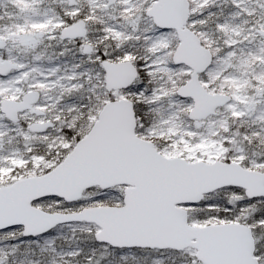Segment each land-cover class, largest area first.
Listing matches in <instances>:
<instances>
[{"label": "snow or ice", "instance_id": "snow-or-ice-1", "mask_svg": "<svg viewBox=\"0 0 264 264\" xmlns=\"http://www.w3.org/2000/svg\"><path fill=\"white\" fill-rule=\"evenodd\" d=\"M0 264H264V0H0Z\"/></svg>", "mask_w": 264, "mask_h": 264}, {"label": "rangeland", "instance_id": "rangeland-1", "mask_svg": "<svg viewBox=\"0 0 264 264\" xmlns=\"http://www.w3.org/2000/svg\"><path fill=\"white\" fill-rule=\"evenodd\" d=\"M143 138L148 139V140H151L153 142H158L157 140H155L154 137H143Z\"/></svg>", "mask_w": 264, "mask_h": 264}, {"label": "water", "instance_id": "water-1", "mask_svg": "<svg viewBox=\"0 0 264 264\" xmlns=\"http://www.w3.org/2000/svg\"><path fill=\"white\" fill-rule=\"evenodd\" d=\"M141 139L144 140V141L147 142V143H153V141L148 140V139H145V138H143V137H141Z\"/></svg>", "mask_w": 264, "mask_h": 264}]
</instances>
